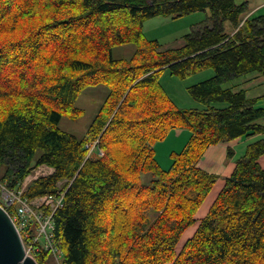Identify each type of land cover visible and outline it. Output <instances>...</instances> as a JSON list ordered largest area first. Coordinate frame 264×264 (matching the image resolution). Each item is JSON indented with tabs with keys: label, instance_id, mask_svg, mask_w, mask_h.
<instances>
[{
	"label": "trees",
	"instance_id": "1",
	"mask_svg": "<svg viewBox=\"0 0 264 264\" xmlns=\"http://www.w3.org/2000/svg\"><path fill=\"white\" fill-rule=\"evenodd\" d=\"M207 10L213 25L180 48L145 36L149 19ZM248 13L235 0H0V183L19 191L37 169L53 168L25 188L34 200L73 181L53 216L60 264H264V126L256 123L264 108L237 90L242 77L264 75V16ZM126 44L134 55L115 59ZM206 69L215 76L189 88L204 108H178L163 72ZM98 85L110 92L86 136L62 130L64 117L82 116L83 91ZM177 129L192 136L163 170L154 146ZM257 135L178 251L219 179L201 160L212 146ZM97 140L104 155L88 157ZM36 259L56 260L45 248Z\"/></svg>",
	"mask_w": 264,
	"mask_h": 264
},
{
	"label": "rangeland",
	"instance_id": "2",
	"mask_svg": "<svg viewBox=\"0 0 264 264\" xmlns=\"http://www.w3.org/2000/svg\"><path fill=\"white\" fill-rule=\"evenodd\" d=\"M237 4L247 3L248 16H264V0H235ZM211 13L207 11H198L182 17H157L149 19L145 22L144 33L147 39L157 40L162 45V50L180 48L185 44V37L188 34L194 33L203 29L206 26H212ZM136 51L134 44H126L117 46L113 50V57L115 59H130ZM215 76L213 69H206L197 72L187 78H180L172 75L170 70L164 71L161 76V82L164 86L168 96L180 109L198 108L203 109L204 105L196 101L189 92V88L195 86L203 81L211 79ZM242 89L247 91L249 99H258L257 108H264V75L260 73H251L246 77H242L237 90ZM109 88L104 85L91 86L83 91L76 102V107L83 111L82 116L77 120H71L64 117L61 121L60 127L62 130L75 135L77 138L82 139L86 136L94 118L96 117L101 106L109 95ZM262 97V98H261ZM226 103L215 104L217 108H226ZM257 124L264 126V117L256 121ZM192 132L184 130L181 135H176L171 132L165 140L155 144L156 158L163 170H169L172 166L171 153H179L185 149ZM251 138V137H250ZM263 135H257L256 138L243 143H239L232 150L233 155H227L226 164L234 165L244 157L247 148L250 144L259 141ZM247 140V138H245ZM261 166L264 168V157L260 161ZM228 172L227 176H219L215 186L209 193L198 212L195 215L196 223L190 226L177 246L180 251L188 239L192 238L198 230L201 221L208 216L209 211L220 194L225 185L227 177L233 174ZM3 172H0V176ZM152 179L150 174H145L143 180L148 183ZM32 178L26 181L30 182ZM1 190V188H0ZM1 193V192H0ZM5 206V203H2ZM55 264H60V260H55Z\"/></svg>",
	"mask_w": 264,
	"mask_h": 264
},
{
	"label": "built area",
	"instance_id": "3",
	"mask_svg": "<svg viewBox=\"0 0 264 264\" xmlns=\"http://www.w3.org/2000/svg\"><path fill=\"white\" fill-rule=\"evenodd\" d=\"M87 148L89 150L88 157L93 154L104 155L99 147V140L88 144ZM52 171L51 168L42 167L35 172L34 178L47 176ZM72 183L73 181L60 183L61 190L57 195H46L34 200L23 197L24 189L15 191L0 183V198L5 203L6 209L14 208L11 209L12 219L17 225L28 256L36 258L45 248L52 252L56 260H60V252L54 244L52 234L53 216L57 210L65 206L67 189ZM66 186L67 189H65Z\"/></svg>",
	"mask_w": 264,
	"mask_h": 264
},
{
	"label": "water",
	"instance_id": "4",
	"mask_svg": "<svg viewBox=\"0 0 264 264\" xmlns=\"http://www.w3.org/2000/svg\"><path fill=\"white\" fill-rule=\"evenodd\" d=\"M0 264H38L34 258L27 256L16 224L1 205Z\"/></svg>",
	"mask_w": 264,
	"mask_h": 264
},
{
	"label": "crops",
	"instance_id": "5",
	"mask_svg": "<svg viewBox=\"0 0 264 264\" xmlns=\"http://www.w3.org/2000/svg\"><path fill=\"white\" fill-rule=\"evenodd\" d=\"M183 131L184 130L177 129V130H173L172 133L175 132L176 135H181ZM256 137L257 136H253L251 138L248 137L247 140H245V138H242L240 140L220 143L218 145L212 146L208 150L205 157L199 163V167L211 174H215L218 176H227L228 172H232L233 170H235L236 167V165H234V169H233L232 162L231 165L230 163L226 164L227 155H229V151L233 152L232 149L235 146H237L239 143H243L244 141L248 142ZM32 180L30 182L26 181L24 183V186H28L30 183H32Z\"/></svg>",
	"mask_w": 264,
	"mask_h": 264
}]
</instances>
